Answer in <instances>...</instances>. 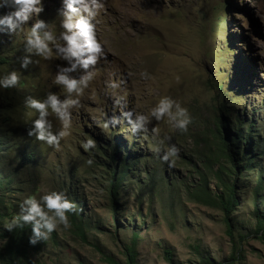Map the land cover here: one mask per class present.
I'll use <instances>...</instances> for the list:
<instances>
[{"label":"rangeland","instance_id":"rangeland-1","mask_svg":"<svg viewBox=\"0 0 264 264\" xmlns=\"http://www.w3.org/2000/svg\"><path fill=\"white\" fill-rule=\"evenodd\" d=\"M101 3L96 28L106 58L92 70L93 80L79 97V106L72 109L69 135L60 148L27 135L38 113L26 105L9 125L14 139L3 154L8 157L5 172L25 153H33L35 160L19 167L21 179H27L26 189L13 198L7 212L14 217L26 197L39 198L55 190L66 193L79 216L75 221L73 212L68 213V228L59 225L47 241L38 242L31 255L34 264H112L108 257L125 264L126 247L133 242L136 264H172L167 250L175 264H264V237L258 239L253 233L257 186L256 205L264 217V0ZM63 6V0H43L44 10L23 30L0 31V54L8 58L0 65V78L14 70L20 76L15 88L0 87V95L20 98L23 104L27 97L43 99L49 91L64 97L53 80L58 66L67 62L56 59L55 51L52 60L33 57L39 63L28 68L20 62L26 33L37 18L48 22L55 35L63 31ZM13 10L0 7V17ZM144 72L147 78L141 76ZM165 96L188 110L187 132L154 118L140 133H133L123 119L111 122L124 111L150 117ZM220 103L226 106L224 119L231 134L240 130L241 123L249 144L248 165L239 176L232 171L216 131L217 117H222ZM49 119L54 131L61 127L54 116ZM221 135L228 139L225 127ZM88 139L96 146L85 151L82 145ZM171 145L179 152L175 165L169 167L160 155ZM123 162L136 165L118 167V201L113 207L111 182L117 164ZM218 169L221 178L215 175ZM204 180L211 195L224 192L223 180L235 182L240 200L232 219L235 242L227 233L222 210L197 196L200 189L201 196L206 193ZM10 220L7 215L4 223ZM80 221L86 239L76 227ZM4 223L0 250L7 240L2 235L8 231Z\"/></svg>","mask_w":264,"mask_h":264},{"label":"clouds","instance_id":"clouds-1","mask_svg":"<svg viewBox=\"0 0 264 264\" xmlns=\"http://www.w3.org/2000/svg\"><path fill=\"white\" fill-rule=\"evenodd\" d=\"M63 8L60 10L62 17L60 25L63 29L59 35H55L50 24L43 19L37 18L31 25L30 31L26 33L24 42V55L20 57L21 67L28 68L34 61L33 57L44 60H52L53 51L55 58L67 62V66L59 65L53 84L59 86L64 93L60 94L49 91L45 98L37 99L31 96L25 100L26 107L38 113L32 121V127L27 135L34 137L37 141L44 142L56 149L60 148L61 141L69 135L71 126L72 109L79 106V97L89 87L94 78L92 71L97 63L105 57V49L97 36L96 18L103 8L101 0H63ZM0 7L14 8L13 11L0 17V31L17 33L23 30L32 17H39L44 10L43 0H0ZM78 71L82 74L78 77L73 75ZM147 78V73H141ZM20 82L17 71L0 78V87L4 89L15 88ZM116 85H113L115 87ZM50 116H54L61 127L54 131ZM152 118L156 121L166 120L170 127L180 132H187L191 123V116L188 110L171 97H162L151 110V116L132 111H124L121 117H113L112 123L120 122V119L127 121L133 133L146 132ZM154 135L158 130L152 129ZM160 144L164 141L160 140ZM96 142L88 139L82 147L85 151L95 148ZM160 148L156 149L160 154ZM179 149L171 145L163 151L160 159L169 164L175 165V157ZM89 165L93 163L90 159ZM20 211L10 221L4 223L8 231L23 228L31 225L32 235L30 244L35 245L40 241H47L52 232L56 231L59 225L65 228L70 226L68 213L76 211V205L66 193L61 191H49L36 198L28 196L19 205Z\"/></svg>","mask_w":264,"mask_h":264},{"label":"trees","instance_id":"trees-1","mask_svg":"<svg viewBox=\"0 0 264 264\" xmlns=\"http://www.w3.org/2000/svg\"><path fill=\"white\" fill-rule=\"evenodd\" d=\"M8 62V58L2 54H0V65ZM24 101L20 98L18 100L12 98L9 94L0 95V225L4 223L6 216L8 215V219L13 218V214L7 212V208L11 206V201L16 197L19 193H21L26 187L23 185V182L27 181V179H21L19 173V167L25 164L26 161L32 159L35 160L33 153H25L22 158H15L11 165V170L7 173L5 172V161L7 156L5 151L9 149L12 144V133L10 131V123H12L11 118L24 110ZM219 110L222 113V117L218 116L217 119V127L216 131L218 133L219 139L221 140V149L226 153L227 158L231 162L233 166L234 174L240 175L242 173V169H245L248 165L246 162L245 154L247 153V137L244 134V130L240 123V130L235 134H231L229 130V124H225L226 120L224 119V114H226V106L224 103H220ZM223 124V126H222ZM233 127V124H231ZM226 128L228 131V139L221 135V130ZM119 165V166H118ZM136 165L130 164V166ZM127 163H119L117 164L116 171L114 172L115 178H113L111 182V201L113 207L117 205L118 201V180H117V169L118 167L125 169L130 168ZM222 171L224 172L225 170ZM221 170H217L215 175L217 178H221L223 172ZM241 171V172H240ZM126 173V170L123 174ZM205 184H202V189L206 192L204 196H201V189L196 192L199 199L206 201L209 204H212L218 208H220L224 214V220L227 223V233L235 242V234H234V226H233V215L236 212L240 200L238 197L237 186L235 182H231L229 180H223L222 185L224 188V192L216 193L214 195L209 194L206 188V180H204ZM258 193L259 186H257L255 190V216L257 218V227L254 237L261 239L264 237V217H262L256 202L258 201ZM10 200V201H9ZM75 221H77V214L75 212L72 213ZM2 226H0L1 228ZM76 227L79 231V235L86 239L84 224L80 221V224H76ZM7 238L6 242L3 245V248L0 250V264H18V262H25L24 264H34L35 262L32 260L31 255L32 252L39 246V244L32 245L30 244V236L32 235V227L31 225H25L23 228H17L14 231L3 232L2 234ZM241 238H245L246 236L240 235ZM167 258L171 261L172 264H175L174 259L172 257V251L167 250ZM232 256V260L235 261L237 258ZM137 249L136 244L133 242L131 245L126 247V256L127 260L125 264H136L137 260ZM107 260L112 264H120L115 261L112 257H108ZM233 263V262H232ZM228 263V264H232ZM227 264V263H226Z\"/></svg>","mask_w":264,"mask_h":264}]
</instances>
